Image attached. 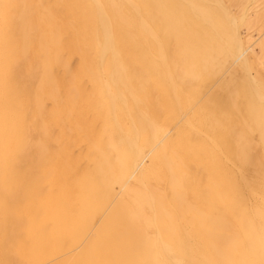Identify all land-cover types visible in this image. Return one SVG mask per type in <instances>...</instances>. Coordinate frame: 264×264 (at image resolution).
<instances>
[{
	"label": "bare ground",
	"instance_id": "obj_1",
	"mask_svg": "<svg viewBox=\"0 0 264 264\" xmlns=\"http://www.w3.org/2000/svg\"><path fill=\"white\" fill-rule=\"evenodd\" d=\"M227 2L0 0V264H264V0Z\"/></svg>",
	"mask_w": 264,
	"mask_h": 264
},
{
	"label": "rangeland",
	"instance_id": "obj_2",
	"mask_svg": "<svg viewBox=\"0 0 264 264\" xmlns=\"http://www.w3.org/2000/svg\"><path fill=\"white\" fill-rule=\"evenodd\" d=\"M226 4H228L227 0H226ZM242 4H239V6L235 10L236 15L238 16V13L240 11ZM237 11V12H236ZM260 19V21H258L259 23L257 25H255L248 33L254 35L255 38H258V36L260 37V35L264 36V20ZM257 23V22H256ZM243 35H246L248 33L246 29L242 28L241 29ZM252 59V60H251ZM253 57L250 56V61H253ZM125 133L122 132L121 134V138L125 139ZM124 183V179L122 177L119 178V183L116 186V194L114 195V201L111 200L108 202V205L106 207V209L101 212L96 219V223L100 224L102 221H104L105 216L110 214L112 211H114V203L119 202L121 205H124V208L126 207L127 209H119V211H121L120 213L123 215H128L130 216L132 214V211L134 210L133 207V196L131 195L130 192V188L137 186L139 189H143L142 185L140 186L139 184H136L132 179H130V184L127 187L123 186ZM140 183V182H139ZM139 200H143L144 202H148L147 198H143V199H139ZM123 201V203H121ZM219 209H221L223 211V213H227V208L226 207H219ZM200 210L196 211V213H198ZM209 215L213 216V211L210 209V212H208ZM211 213V214H210ZM107 218V217H106ZM148 219V221H147ZM106 223H108V221H106ZM137 226L139 228V233H141V237H140V243L142 245H148L150 244V241L153 242L154 247H153V256H155L157 253H159V239H160V231L157 225V221L155 220L154 217V211L153 209H150L149 207L145 208L144 211L142 212V214H140V220L137 221ZM138 231V229H136ZM144 250L141 249L140 250V261L139 264H156L152 259H150V254H146L143 252Z\"/></svg>",
	"mask_w": 264,
	"mask_h": 264
},
{
	"label": "snow or ice",
	"instance_id": "obj_3",
	"mask_svg": "<svg viewBox=\"0 0 264 264\" xmlns=\"http://www.w3.org/2000/svg\"><path fill=\"white\" fill-rule=\"evenodd\" d=\"M11 6L10 5H0V8L4 9V14H7V9H9Z\"/></svg>",
	"mask_w": 264,
	"mask_h": 264
}]
</instances>
